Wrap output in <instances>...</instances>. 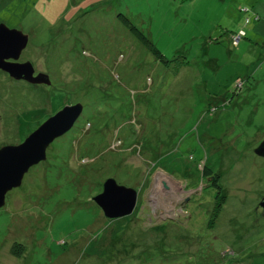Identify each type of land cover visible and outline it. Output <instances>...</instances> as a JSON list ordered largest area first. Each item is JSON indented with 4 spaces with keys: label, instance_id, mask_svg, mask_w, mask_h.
<instances>
[{
    "label": "rangeland",
    "instance_id": "374dc122",
    "mask_svg": "<svg viewBox=\"0 0 264 264\" xmlns=\"http://www.w3.org/2000/svg\"><path fill=\"white\" fill-rule=\"evenodd\" d=\"M192 1L0 0L50 81L0 71V148L83 106L6 195L0 264H264V0ZM107 179L136 191L129 216L93 201Z\"/></svg>",
    "mask_w": 264,
    "mask_h": 264
},
{
    "label": "water",
    "instance_id": "95a60500",
    "mask_svg": "<svg viewBox=\"0 0 264 264\" xmlns=\"http://www.w3.org/2000/svg\"><path fill=\"white\" fill-rule=\"evenodd\" d=\"M28 35L0 24V71L29 84H46V75H34L30 62L18 63L22 51L27 47ZM83 112L81 104L64 106L47 118L24 141L14 146L0 148V209L5 205L6 195L21 186L24 175L34 166L46 160L47 148L66 135ZM264 158V141L254 150ZM137 193L132 188L120 186L113 179H107L102 192L93 201L109 220L129 216L136 205ZM264 208V199L260 203Z\"/></svg>",
    "mask_w": 264,
    "mask_h": 264
},
{
    "label": "trees",
    "instance_id": "16d2710c",
    "mask_svg": "<svg viewBox=\"0 0 264 264\" xmlns=\"http://www.w3.org/2000/svg\"><path fill=\"white\" fill-rule=\"evenodd\" d=\"M186 1V0H185ZM198 0H193L191 2V4H195V2H197ZM171 1H169L170 3ZM182 2V1H181ZM181 2L175 3V2H171V9L174 8V5H178L177 6V10H183L182 9V5ZM192 5V6H193ZM179 6H181V8L179 9ZM176 11V9H175ZM123 11L118 12V16L119 18L122 20L123 25L125 26V28L138 40V42L146 49V51L152 55L157 61L161 62V63H165L166 59L165 57L162 55L161 51L151 42V40L140 30L138 29L127 17H125L124 15H122ZM210 170L209 168H204V175H210ZM216 177V176H215ZM216 179V178H215ZM218 183V180L216 181ZM217 183L215 184V186L217 185ZM219 189V188H218ZM23 247L20 246L19 244H14L11 247V253L19 256V254L21 253V251Z\"/></svg>",
    "mask_w": 264,
    "mask_h": 264
},
{
    "label": "crops",
    "instance_id": "0c3cea01",
    "mask_svg": "<svg viewBox=\"0 0 264 264\" xmlns=\"http://www.w3.org/2000/svg\"><path fill=\"white\" fill-rule=\"evenodd\" d=\"M171 2H175V3H178V2H181L182 0H169ZM181 8V6H179V9Z\"/></svg>",
    "mask_w": 264,
    "mask_h": 264
},
{
    "label": "bare ground",
    "instance_id": "6f19581e",
    "mask_svg": "<svg viewBox=\"0 0 264 264\" xmlns=\"http://www.w3.org/2000/svg\"><path fill=\"white\" fill-rule=\"evenodd\" d=\"M166 180V179H165ZM167 183H170V184H172V182H170L169 180L167 181ZM174 193V192H173ZM173 195V194H172Z\"/></svg>",
    "mask_w": 264,
    "mask_h": 264
}]
</instances>
